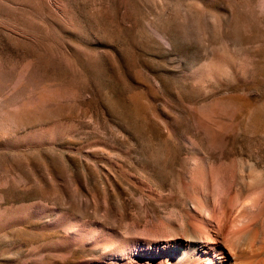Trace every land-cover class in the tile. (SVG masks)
Masks as SVG:
<instances>
[{
  "label": "rangeland",
  "instance_id": "obj_1",
  "mask_svg": "<svg viewBox=\"0 0 264 264\" xmlns=\"http://www.w3.org/2000/svg\"><path fill=\"white\" fill-rule=\"evenodd\" d=\"M221 174L264 182V0H0V264H153Z\"/></svg>",
  "mask_w": 264,
  "mask_h": 264
},
{
  "label": "bare ground",
  "instance_id": "obj_2",
  "mask_svg": "<svg viewBox=\"0 0 264 264\" xmlns=\"http://www.w3.org/2000/svg\"><path fill=\"white\" fill-rule=\"evenodd\" d=\"M232 178H208L211 190L189 185L184 205L160 220L170 237L143 248L153 264H264V182L236 187Z\"/></svg>",
  "mask_w": 264,
  "mask_h": 264
}]
</instances>
